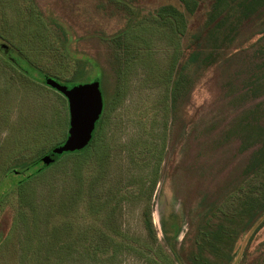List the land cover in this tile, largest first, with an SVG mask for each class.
I'll list each match as a JSON object with an SVG mask.
<instances>
[{"label":"rangeland","instance_id":"1","mask_svg":"<svg viewBox=\"0 0 264 264\" xmlns=\"http://www.w3.org/2000/svg\"><path fill=\"white\" fill-rule=\"evenodd\" d=\"M198 1L0 0V264H264V0ZM42 75L104 105L79 168L32 176L68 127Z\"/></svg>","mask_w":264,"mask_h":264},{"label":"water","instance_id":"2","mask_svg":"<svg viewBox=\"0 0 264 264\" xmlns=\"http://www.w3.org/2000/svg\"><path fill=\"white\" fill-rule=\"evenodd\" d=\"M44 84L59 92L67 102L68 127L64 142L52 149V155L75 152L84 149L90 143L95 124L99 120L103 99L98 82L78 84L67 88L53 78L44 77ZM52 157L44 156V165L52 162Z\"/></svg>","mask_w":264,"mask_h":264},{"label":"trees","instance_id":"3","mask_svg":"<svg viewBox=\"0 0 264 264\" xmlns=\"http://www.w3.org/2000/svg\"><path fill=\"white\" fill-rule=\"evenodd\" d=\"M201 1L202 0H199L196 4L195 8L192 9L191 11H189L191 14H194L196 12V10H198L200 8L199 6L201 4ZM182 2H184V4H185V0H182ZM233 10H238V3L236 6V9H235V6L233 4H229L225 9L220 11L218 14L214 15L213 19H211L207 22V24L209 25V29H208L209 30V32H208L209 38L212 39V37L210 36L211 34L215 33L216 30L221 29L222 26H226V24L229 22L230 12ZM59 28H60V26H59ZM191 37L195 38L194 43H196V44H199L200 42H202V39H203L201 33L192 34ZM195 49H198V48H195ZM201 53H202L201 51L198 52L195 50V52L192 54V62H195L196 64L191 66V68H190L191 73L196 74L197 72H200L202 70V60H200L202 57ZM217 61H219V60H217ZM183 69H185V66L182 63H181V65H179V67L176 68V71L174 73L173 83H172V86H173L172 89L173 90L176 87V85L179 84V82H181V80H182ZM44 77L45 76L42 75L41 81L43 83H44ZM103 105H104V100H103ZM99 122H100V118L95 124V129L93 131V137H92L93 141L90 143V145L86 146L84 149H82L80 151H76L73 153L66 152V153H63L61 155H54L51 163H49L48 165H44L42 163V168L38 172L33 173L32 176H35L39 173L44 172L48 168L52 167L53 165L57 164L58 162L62 161L63 159H67L69 157H75V161H74L75 168H79L81 166V164L83 162H85L92 155V153L94 151V148H95L93 145L95 142L94 138L96 135V131H97L96 129L98 127ZM29 178H31V176L24 179L23 181H21L20 184L25 182ZM66 225H67L66 227H68V229H70V228H71V230L74 229V226L72 224L68 223ZM142 225H143L144 232L147 236V239L150 242L155 243L156 242V235H155L154 227H153V224H152V221L150 218V213H149L148 209H144L142 211ZM162 227H163V233H165V228H164V226H162ZM65 231L68 232V230H65ZM2 236H3V232L0 231V240H1Z\"/></svg>","mask_w":264,"mask_h":264}]
</instances>
